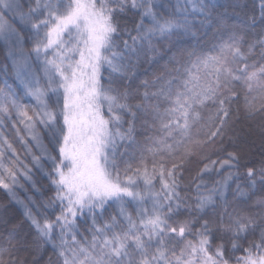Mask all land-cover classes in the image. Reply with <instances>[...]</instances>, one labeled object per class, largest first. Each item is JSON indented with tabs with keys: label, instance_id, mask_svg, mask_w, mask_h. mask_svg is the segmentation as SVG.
I'll list each match as a JSON object with an SVG mask.
<instances>
[{
	"label": "snow or ice",
	"instance_id": "obj_1",
	"mask_svg": "<svg viewBox=\"0 0 264 264\" xmlns=\"http://www.w3.org/2000/svg\"><path fill=\"white\" fill-rule=\"evenodd\" d=\"M218 7L0 0V41L22 89L0 88V190L22 210L0 264H26L22 248L33 264L45 248L46 264H264V198L258 212L240 207L264 192V0L230 24ZM207 26L227 39L209 53L177 49L170 68L134 86L158 46ZM253 127L259 160L243 147Z\"/></svg>",
	"mask_w": 264,
	"mask_h": 264
},
{
	"label": "rangeland",
	"instance_id": "obj_2",
	"mask_svg": "<svg viewBox=\"0 0 264 264\" xmlns=\"http://www.w3.org/2000/svg\"><path fill=\"white\" fill-rule=\"evenodd\" d=\"M156 2L158 4L163 5L164 8H166L167 10L171 11V5L174 4L176 0H156ZM212 2L217 3L219 5V7L217 8V13L224 16L226 18V22L229 24L239 18L236 13L250 11L252 7V0H212ZM194 31V37L184 36L180 38H174L173 43L175 44V47H173V44L169 43H165L163 45L158 46L159 50L155 56L157 63L141 65V67L138 69L139 78L133 81L134 86H139L141 81L144 79L151 80L153 78V72L160 74L162 73V70L165 66H168L170 68L171 64L169 63V61L171 60L172 55L175 54L177 49L187 51L195 50L198 53H209V50L213 47V45L218 44L221 38L225 40L227 39V35H225V33L223 32V26H221V30L219 32L216 26H207L203 29H194ZM259 32L260 26L257 25L254 31L248 32V34L245 36V40L252 42L255 37L259 35ZM30 46L31 45L26 38L25 47ZM169 49H172V51L170 52ZM192 74L196 75L197 73L193 71ZM5 83H7L8 86L13 87L14 89L22 91V89H20L19 87V81L17 80L15 73L12 69V60L8 55L7 45L5 44V42L0 41V88L5 87ZM25 102H28L27 98H25ZM4 124L7 126L5 134L9 135V138L11 139L10 133L12 130L10 127V123L8 120H5ZM152 134L153 133L151 129L147 131L139 130L138 132V136L140 139H144L146 136H150ZM16 147L18 151H21L19 145H16ZM225 147H227L229 151L232 150V147L227 140L225 141ZM256 148H258L257 143L253 144L250 150L254 152ZM190 178L191 177H189V179ZM215 179H219V177H215ZM34 180L36 181L37 186L42 188L45 198L48 195H51V189L48 185V181L43 176L37 173L36 176H34ZM19 194L21 198L25 197L24 192H20ZM28 194L33 195L35 198L39 199L38 194L32 192L30 189ZM261 198H264V192L257 191L253 194H250V199L248 200V202L241 204L240 207L244 210L245 213L258 212L260 209L259 206L255 204V201ZM9 202L10 201H8L7 203L4 202L3 206L0 207V211L8 206L10 207L11 204ZM13 206L22 215L21 208L15 203H13ZM21 228L24 229L27 233L28 230H30L26 223ZM24 234L25 233H21L17 237V239H19L20 236ZM7 240L8 233L0 235V245L7 246ZM51 257L52 260L55 261V257L52 255Z\"/></svg>",
	"mask_w": 264,
	"mask_h": 264
},
{
	"label": "trees",
	"instance_id": "obj_3",
	"mask_svg": "<svg viewBox=\"0 0 264 264\" xmlns=\"http://www.w3.org/2000/svg\"><path fill=\"white\" fill-rule=\"evenodd\" d=\"M257 143L258 148L253 152L250 150L253 144ZM246 151H249L251 153V158L255 160H259L262 148H261V141L259 134L257 130L253 127L251 130V135L248 136L245 144L243 145ZM9 200L8 196L5 194L3 190H0V207L3 206V203H7ZM11 205L10 207H6L5 209H2L0 211V235L6 234L9 231V228L12 224L17 223L18 221L22 220V215L19 213V211L16 210V208L13 206V202H9ZM5 221L7 223H5ZM20 234L21 233H27L24 229L20 228ZM31 230H28V233H30ZM23 236V235H22ZM28 239H31L30 235ZM20 256H22L26 264H33V255L30 250L21 249ZM52 255L51 250L49 248H45L43 253L38 257L37 264H46L48 261V258Z\"/></svg>",
	"mask_w": 264,
	"mask_h": 264
}]
</instances>
